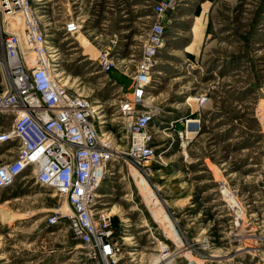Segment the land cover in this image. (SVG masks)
Returning a JSON list of instances; mask_svg holds the SVG:
<instances>
[{
    "label": "rangeland",
    "instance_id": "374dc122",
    "mask_svg": "<svg viewBox=\"0 0 264 264\" xmlns=\"http://www.w3.org/2000/svg\"><path fill=\"white\" fill-rule=\"evenodd\" d=\"M45 1L41 20L59 46L62 76L72 92L102 104L124 152L117 111L130 79L116 68L101 72L98 60L107 52L133 67L149 27L165 28L148 89L152 171L145 176L121 157L100 188L102 212L133 236L126 249L135 264L160 263L159 241L168 264H264V0H176L157 15L160 0ZM71 19L78 30L66 33ZM21 30L19 15L0 12V38ZM30 51L22 45L28 61ZM11 124L0 121V132ZM33 181L27 175L0 190V264H86L67 221L47 224L55 211L69 213L64 199Z\"/></svg>",
    "mask_w": 264,
    "mask_h": 264
},
{
    "label": "built area",
    "instance_id": "2783aa9c",
    "mask_svg": "<svg viewBox=\"0 0 264 264\" xmlns=\"http://www.w3.org/2000/svg\"><path fill=\"white\" fill-rule=\"evenodd\" d=\"M45 3L0 0V12L19 15L22 22L19 34L10 32L0 38V72L6 78L0 88V121H12L0 132V145L6 144L0 149V190L30 175L35 185L64 199L70 214L55 211L46 218L47 224L67 221V229L84 250L86 264H135V256H125L130 240L102 212L99 194L111 174L110 164L121 157L135 163L145 176L152 171L149 164L156 150L151 129L156 112L147 100L148 89L156 82L154 66L164 45L165 28L159 22L149 27L133 67L124 60H111L107 52L98 60L101 72L116 68L130 79L129 97L120 101L117 111L128 140L124 152L112 142L102 104L72 92L62 76L59 46L41 20ZM175 3L160 0L155 10L170 9ZM63 29L74 33L78 23L71 19ZM23 44L31 50V61L23 55ZM202 97L198 95L196 101ZM37 161L45 162L36 166Z\"/></svg>",
    "mask_w": 264,
    "mask_h": 264
},
{
    "label": "bare ground",
    "instance_id": "6f19581e",
    "mask_svg": "<svg viewBox=\"0 0 264 264\" xmlns=\"http://www.w3.org/2000/svg\"><path fill=\"white\" fill-rule=\"evenodd\" d=\"M197 26V25H196ZM194 28V27H193ZM194 42V41H193ZM196 45H197V43H196ZM188 47V46H187ZM188 48H190V47H188ZM158 74H160V72L158 71ZM190 100H192V97H189L188 98V101H190ZM102 106V105H101ZM182 119L183 118H181V121H182ZM192 120L191 119H189V118H186L185 119V122H191ZM171 125H174L173 124V122L172 123H170ZM187 124V123H186ZM4 145H6V144H2V145H0V147L2 148ZM44 162L45 161H37V163H36V166H41V165H43L44 164ZM100 196V195H99ZM100 197H103V196H100ZM107 203H101V205H106ZM63 211H65V210H63ZM64 213V212H63ZM64 214H66V213H64ZM68 214H70V213H68ZM106 216H110V212H108L107 214H106ZM133 239V236H128L127 238H126V240H132ZM159 244H160V246L162 247V249H163V253H161V254H159L158 255V257L160 258V263H158V259L155 261V262H153L152 264H168L170 261L168 260L167 262H166V260L167 259H169V257H170V255H169V253H166V248H165V246H166V244H163V242L162 241H159ZM128 256H135V258H136V253L135 252H133V250H129L127 253H126ZM173 261V260H172ZM162 262H164V263H162Z\"/></svg>",
    "mask_w": 264,
    "mask_h": 264
},
{
    "label": "crops",
    "instance_id": "0c3cea01",
    "mask_svg": "<svg viewBox=\"0 0 264 264\" xmlns=\"http://www.w3.org/2000/svg\"><path fill=\"white\" fill-rule=\"evenodd\" d=\"M179 6H181V5H179ZM178 6V7H179ZM154 10H155V8H154ZM156 15L158 14V12H156V10H155V12H154ZM6 83V78H5V76L0 72V88H1V85H4ZM0 149H1V147H0ZM114 190V189H113ZM104 193H100L99 195L100 196H105V195H103Z\"/></svg>",
    "mask_w": 264,
    "mask_h": 264
}]
</instances>
